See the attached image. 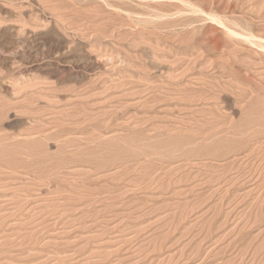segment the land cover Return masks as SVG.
Instances as JSON below:
<instances>
[{"label": "rangeland", "instance_id": "obj_1", "mask_svg": "<svg viewBox=\"0 0 264 264\" xmlns=\"http://www.w3.org/2000/svg\"><path fill=\"white\" fill-rule=\"evenodd\" d=\"M0 264H264V0H0Z\"/></svg>", "mask_w": 264, "mask_h": 264}]
</instances>
